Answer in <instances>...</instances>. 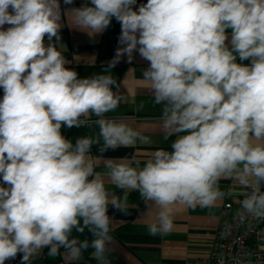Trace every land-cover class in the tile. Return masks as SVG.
<instances>
[{"label": "clouds", "instance_id": "1", "mask_svg": "<svg viewBox=\"0 0 264 264\" xmlns=\"http://www.w3.org/2000/svg\"><path fill=\"white\" fill-rule=\"evenodd\" d=\"M136 4L89 0L63 13L60 0H0V264L18 254L30 264L43 249L55 257L61 248L77 261L91 248L97 264H110L108 209L127 214L131 191L148 214L159 209L148 224L153 236L172 230L174 205L215 206L225 195L222 179L247 190L236 213L241 222L264 220V0ZM65 14L90 36L112 18L120 23L121 47L109 68L125 56L131 63L135 52L149 62L142 79L161 106L160 133L175 137L171 150L156 148L142 167L134 155L90 154L93 145L103 153L153 140L107 115L126 100L108 69L80 78L67 67L59 47ZM93 125L95 137L75 142L61 132ZM85 231L91 241L73 235Z\"/></svg>", "mask_w": 264, "mask_h": 264}, {"label": "crops", "instance_id": "2", "mask_svg": "<svg viewBox=\"0 0 264 264\" xmlns=\"http://www.w3.org/2000/svg\"><path fill=\"white\" fill-rule=\"evenodd\" d=\"M89 0H73L70 5L64 4L60 0L63 13H68L73 8H80L88 4ZM147 0H137L135 7L146 3ZM5 28L8 25L4 26ZM229 39L231 29L226 30ZM121 33L119 23L116 35L110 34L108 29L99 34L89 35L86 31L80 30L74 23L71 14H65L63 25L60 31V50L69 61L67 67L75 70L80 78L91 77L96 74H104L108 69L110 74L116 79L119 85V92L126 97L115 112L107 115L118 120H125L133 127L141 130L145 135L151 136V145L137 144L134 148L118 147L108 149L101 153L100 145H93L91 155L102 156L103 159L119 160L121 158H131L143 161L150 156L151 151L158 147L171 150V142L175 137L164 140L159 131V116L161 106L154 105L152 96L146 83L142 79V73L149 66V62L144 60L138 52L133 54V60L128 62L127 57H122L115 67L109 68V63L115 56L116 49L121 47L118 42ZM55 42V38L53 40ZM45 43H48L45 37ZM237 62L249 64L250 61ZM114 91L117 89L114 87ZM3 97V89L0 88V99ZM93 120L95 117L92 118ZM62 134L75 142L81 136H93L98 134V128L93 125L84 128L61 129ZM97 171H105L98 167ZM7 187V185H3ZM118 197L124 196V190L116 188L114 185H106ZM220 188L225 193L224 197L217 201L215 206L202 208L196 206L191 208L185 205L172 206L173 228L166 234H149L148 224L157 221L156 213L158 208H154L148 214V207L142 200L139 191L127 193L128 213L124 214L119 210L109 206L108 215L112 219L110 235L111 242L110 264H175L183 260L206 257L215 238L217 226L221 217V208L227 199H237L244 188L239 183L231 179H222ZM264 190V186H262ZM79 239L91 241V234L73 233ZM92 249L83 252L82 259L74 260L63 248L60 254L52 257L48 255V250L43 249L38 255L33 257L30 264H97L91 255ZM21 255L15 259L5 261V264H21Z\"/></svg>", "mask_w": 264, "mask_h": 264}, {"label": "built area", "instance_id": "3", "mask_svg": "<svg viewBox=\"0 0 264 264\" xmlns=\"http://www.w3.org/2000/svg\"><path fill=\"white\" fill-rule=\"evenodd\" d=\"M246 191L243 188L237 199L224 201L208 255L175 264H217L219 256L225 264H235L237 258L240 264H264V220L248 218L241 222L236 216ZM226 228L230 231L224 234Z\"/></svg>", "mask_w": 264, "mask_h": 264}, {"label": "trees", "instance_id": "4", "mask_svg": "<svg viewBox=\"0 0 264 264\" xmlns=\"http://www.w3.org/2000/svg\"><path fill=\"white\" fill-rule=\"evenodd\" d=\"M118 26H119V22L115 18H112L111 24L107 28L108 29V32L110 34L116 35V33L118 31Z\"/></svg>", "mask_w": 264, "mask_h": 264}]
</instances>
